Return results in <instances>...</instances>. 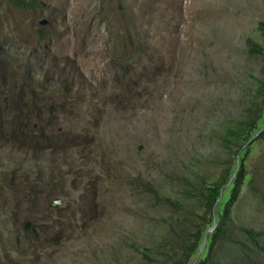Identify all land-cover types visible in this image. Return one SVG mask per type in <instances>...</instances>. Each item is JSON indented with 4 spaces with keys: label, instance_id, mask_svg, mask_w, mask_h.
Segmentation results:
<instances>
[{
    "label": "rangeland",
    "instance_id": "obj_1",
    "mask_svg": "<svg viewBox=\"0 0 264 264\" xmlns=\"http://www.w3.org/2000/svg\"><path fill=\"white\" fill-rule=\"evenodd\" d=\"M37 1L0 0V264H170L195 239L196 264L204 195L241 168L231 219L264 232L261 124L229 133L264 117V0Z\"/></svg>",
    "mask_w": 264,
    "mask_h": 264
},
{
    "label": "trees",
    "instance_id": "obj_2",
    "mask_svg": "<svg viewBox=\"0 0 264 264\" xmlns=\"http://www.w3.org/2000/svg\"><path fill=\"white\" fill-rule=\"evenodd\" d=\"M5 1L14 9L21 11L33 12L41 6V3L37 0ZM128 34L132 35L130 32ZM44 38L45 34L40 31L39 39L43 40ZM128 38L131 39L130 36H128ZM246 45L249 52L256 54L262 53V49L254 44L251 39L246 40ZM26 66L27 63L25 66H21L22 72H20V78L15 79L20 88L28 87L32 81L29 75L30 69L28 67L25 68ZM20 93L18 94V98L16 97V99H14L16 102L15 107L17 108L27 106L24 98L20 96ZM256 95L262 98L261 101L264 105V80H258ZM259 122L261 127L254 136L256 135V139L264 141V117H262V114L260 116L247 114L245 120L238 122L234 131H230L229 133L235 139L240 137H246L247 139L251 136L252 132L255 131L256 125ZM32 140H34L33 137ZM241 162L242 166H244L243 158H241ZM250 180L251 175L241 168L231 182L230 193L225 198H222V190L226 181L223 182L220 180L215 182L212 187L207 189L204 195L206 206L208 209H212L219 200V204L222 206V208L219 207L221 208V216L217 224L213 226L212 233L206 236L205 242L207 251L203 258L199 259L196 264H264V232L235 226L230 216V210L238 196L240 187L245 182L250 184ZM195 245L196 239L194 245L186 248L185 254L181 259L170 264H187L194 253Z\"/></svg>",
    "mask_w": 264,
    "mask_h": 264
},
{
    "label": "water",
    "instance_id": "obj_3",
    "mask_svg": "<svg viewBox=\"0 0 264 264\" xmlns=\"http://www.w3.org/2000/svg\"><path fill=\"white\" fill-rule=\"evenodd\" d=\"M42 24H45V23H42ZM59 204H60L59 201L56 200V201H53L50 205L52 207H57ZM28 227H29V224L24 223V226H23L24 231H26L28 229Z\"/></svg>",
    "mask_w": 264,
    "mask_h": 264
}]
</instances>
